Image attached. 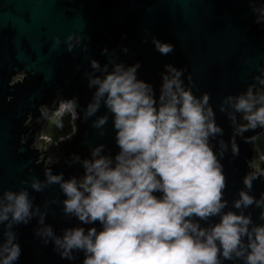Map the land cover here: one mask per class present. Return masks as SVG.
<instances>
[{"label":"clouds","instance_id":"1","mask_svg":"<svg viewBox=\"0 0 264 264\" xmlns=\"http://www.w3.org/2000/svg\"><path fill=\"white\" fill-rule=\"evenodd\" d=\"M249 3L257 23H264V4L259 0ZM82 40L70 32L64 43L71 52ZM60 42L59 36L54 38V45ZM153 43L162 55L173 51L172 44L155 37ZM103 52L108 63L102 66L92 59V71L86 74L89 88L95 91L83 119L96 117L92 126L103 135L107 113H111L119 151L113 156L99 144L89 157L73 156L70 165L76 163L83 169L79 177L65 179L62 172L47 168L43 180L22 181L35 192L59 186L65 198H53L43 210L34 204L27 187L4 190L0 194V225L5 228L0 264L19 259L21 248L13 228L28 224L33 217H38L36 234L45 243L51 241L63 259H74L75 252H83L82 264H223L226 260L264 264V223L254 222L251 213L245 212L252 206L260 208L259 219L264 220V193L259 198L251 194L258 176L247 173L244 187L229 208L221 161L229 146L233 157L240 149L235 139H222L224 130L216 122L210 95H195L191 75L186 86L184 70L167 64L157 97L150 83L137 78L139 62L126 66L116 60L114 52L107 48ZM255 80L264 85V75ZM102 105L107 112L97 116ZM78 107V98H62L55 111L57 127L62 128L68 116L75 134L76 121L81 119ZM220 111L237 135L264 128V94H228ZM240 118L246 123H238ZM218 137L217 152L211 141ZM48 203H62L65 216L92 226L87 230L79 225L69 227L56 235L45 223Z\"/></svg>","mask_w":264,"mask_h":264},{"label":"water","instance_id":"2","mask_svg":"<svg viewBox=\"0 0 264 264\" xmlns=\"http://www.w3.org/2000/svg\"><path fill=\"white\" fill-rule=\"evenodd\" d=\"M259 3L264 4V0ZM70 32L83 38L71 52L64 43ZM57 36L61 41L58 46L54 45ZM153 37L172 44L173 51L162 55ZM105 48L126 66L139 62L137 78L150 83L157 97L165 65L183 69L186 86L191 75L193 93L210 95L216 122L224 130L222 139L228 142L233 138L239 145L238 156H232L229 146L221 161L229 208L244 187L247 173L258 176L251 194L259 198L264 193V160L252 142L263 128L237 135L235 126L220 111L228 94L264 91V85L255 80L264 75V27L257 23L249 0H0V194L27 187L34 204L43 210L53 198L63 201L59 186L35 192L22 181L30 183L32 177L43 180L47 168L62 172L65 179L79 177L83 169L76 163L70 165L73 156L89 157L91 149L99 144L113 156L119 151L111 113H107L103 135L92 126L96 117L83 119L95 91L89 88L86 75L92 71L90 61L95 59L102 66L108 63ZM74 97L78 98L81 114L75 134L55 143H49L46 136L42 139V120L55 116L62 98ZM106 112L102 105L96 115ZM238 123L246 121L240 118ZM78 133V146L69 145ZM218 139L211 141L217 152ZM245 212L251 213L254 222L264 223L259 219L260 208L252 206ZM218 219L213 218V222ZM45 223L56 235L69 227L79 225L87 230L92 226L65 216L62 203H48ZM39 227L38 217L28 224L14 225L21 248L14 264H82L83 252H75L71 260L61 258L51 241L45 243L36 234ZM95 227L101 226L97 223ZM4 230L0 225V242ZM223 264L243 261L226 260Z\"/></svg>","mask_w":264,"mask_h":264},{"label":"rangeland","instance_id":"3","mask_svg":"<svg viewBox=\"0 0 264 264\" xmlns=\"http://www.w3.org/2000/svg\"><path fill=\"white\" fill-rule=\"evenodd\" d=\"M73 134V126L70 122V118L65 116L63 118V127H57V121L55 116H49L42 120L40 135L43 139L45 136L49 137V143L58 142L60 138H66ZM253 145L257 150V155L264 160V130L257 134L252 139Z\"/></svg>","mask_w":264,"mask_h":264},{"label":"trees","instance_id":"4","mask_svg":"<svg viewBox=\"0 0 264 264\" xmlns=\"http://www.w3.org/2000/svg\"><path fill=\"white\" fill-rule=\"evenodd\" d=\"M79 120H80V119H78V121H77L78 125H79ZM79 141H80V134L78 133V134L75 136L74 140H73L69 145H74V144H75V145L78 146ZM63 145H64V144H63ZM261 164L263 165L264 163L261 162Z\"/></svg>","mask_w":264,"mask_h":264},{"label":"flooded vegetation","instance_id":"5","mask_svg":"<svg viewBox=\"0 0 264 264\" xmlns=\"http://www.w3.org/2000/svg\"><path fill=\"white\" fill-rule=\"evenodd\" d=\"M262 24H263V27H264V23H262ZM255 94L256 95L264 94V91L263 92H256Z\"/></svg>","mask_w":264,"mask_h":264},{"label":"crops","instance_id":"6","mask_svg":"<svg viewBox=\"0 0 264 264\" xmlns=\"http://www.w3.org/2000/svg\"><path fill=\"white\" fill-rule=\"evenodd\" d=\"M263 130H264V128L262 129V131H263ZM262 131H261V132H262ZM261 132H259L258 134H260Z\"/></svg>","mask_w":264,"mask_h":264},{"label":"built area","instance_id":"7","mask_svg":"<svg viewBox=\"0 0 264 264\" xmlns=\"http://www.w3.org/2000/svg\"><path fill=\"white\" fill-rule=\"evenodd\" d=\"M67 137H69V136H67Z\"/></svg>","mask_w":264,"mask_h":264}]
</instances>
